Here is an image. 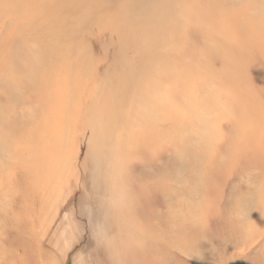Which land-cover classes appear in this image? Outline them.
Wrapping results in <instances>:
<instances>
[{"label":"rangeland","instance_id":"374dc122","mask_svg":"<svg viewBox=\"0 0 264 264\" xmlns=\"http://www.w3.org/2000/svg\"><path fill=\"white\" fill-rule=\"evenodd\" d=\"M0 264H264V0H0Z\"/></svg>","mask_w":264,"mask_h":264}]
</instances>
